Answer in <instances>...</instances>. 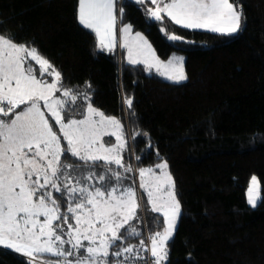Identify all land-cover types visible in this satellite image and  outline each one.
Masks as SVG:
<instances>
[{"label": "trees", "instance_id": "16d2710c", "mask_svg": "<svg viewBox=\"0 0 264 264\" xmlns=\"http://www.w3.org/2000/svg\"><path fill=\"white\" fill-rule=\"evenodd\" d=\"M230 2L242 13L241 31L232 36L184 28L167 16L151 21L148 0H118L121 23L143 33L159 58L184 55L187 79L175 83L100 49L78 22V0H0V34L36 47L61 73L62 90L81 94L65 118L80 114L88 94L123 125L126 161L138 168L167 161L181 215L164 264H264V0ZM61 159L84 164L70 154ZM253 174L261 197L255 207L246 198ZM155 216L143 202L133 221L140 235L118 244L139 242L144 221L151 235L161 231ZM0 264H28V257L0 248Z\"/></svg>", "mask_w": 264, "mask_h": 264}, {"label": "snow or ice", "instance_id": "6c2138e0", "mask_svg": "<svg viewBox=\"0 0 264 264\" xmlns=\"http://www.w3.org/2000/svg\"><path fill=\"white\" fill-rule=\"evenodd\" d=\"M117 2L78 0V22L95 33L102 50L111 51L117 43ZM134 2L143 4L145 0ZM148 2L155 6L147 9L151 21L167 16L184 28L227 36L242 28V13L230 0ZM118 11L122 18L123 8ZM161 30L172 41L182 40ZM120 32V47L127 49L129 63L155 68L174 82L187 79L183 57L163 63L140 32L130 35L131 25ZM29 61L39 65V78ZM45 76L52 77L51 82ZM61 81V73L36 47L0 34V248L27 256L28 264H51L41 260L45 254L63 258L55 264H112L110 256L121 258L116 264H147L142 252L150 253L154 264H164L181 215L167 161L155 166L160 175L151 167L139 169V187L146 192L151 211L163 217L162 221L159 216L151 219L162 223V230L154 231L147 244L144 240L138 245L118 244L140 235L133 226L140 208L137 192L132 186L120 187L121 173L109 167L115 164L124 172L132 170L121 155L126 147L123 125L90 102L83 118L66 119L67 107L75 105L81 94L62 90ZM61 91L63 98L56 95ZM84 99L90 97L84 95ZM126 103L131 108L132 100ZM50 119L59 126V134ZM105 136H114L116 142L106 144ZM69 154L83 161L84 167L64 163L61 158L67 159ZM259 186L252 176L247 198L253 207L261 199ZM62 203H66L63 213ZM66 244L70 247L65 248Z\"/></svg>", "mask_w": 264, "mask_h": 264}, {"label": "rangeland", "instance_id": "374dc122", "mask_svg": "<svg viewBox=\"0 0 264 264\" xmlns=\"http://www.w3.org/2000/svg\"><path fill=\"white\" fill-rule=\"evenodd\" d=\"M134 1V0H133ZM124 24H126V25H130L129 23H127V22H124V23H121V21H120V14L118 13V8H117V46H115V48H114V50H112V51H114V52H116L117 53V55H118V57L120 56H122V53H123V59H124V61H126L125 60V57H127L128 56V53H127V49L125 48V50H123L122 51V47H120V44H121V32H120V29L122 28V26L124 25ZM131 30H133L132 29V27H131ZM134 32L135 33H137V32H140V31H135L134 30ZM141 33V32H140ZM142 35H143V33H141ZM144 36V35H143ZM145 37V36H144ZM145 39H147L146 37H145ZM147 41H148V43L149 44H151V42L147 39ZM151 46H152V44H151ZM152 49H153V46H152ZM154 50V49H153ZM155 52V51H154ZM157 56V55H156ZM172 57L170 58V59H172L173 57H183L184 58V55H182L181 53H174V54H172L171 55ZM158 57V56H157ZM159 58V57H158ZM163 63H167L170 59H168L167 61H163L164 59H161V58H159ZM185 59V58H184ZM29 63H31L32 64V66L34 67V69H36V74H37V76H38V78H39V65L38 64H36L35 63V61H29ZM147 69V68H146ZM163 78H165L164 76H162ZM45 79L46 80H48L49 82H51V80H52V77H49V76H45ZM165 79H167V78H165ZM184 81V80H183ZM179 82H181V81H179ZM58 97H61V98H63L62 97V91L61 92H58L57 94H56ZM85 95H87L88 97H90V95H88V94H85ZM79 102V101H78ZM77 102V103H78ZM90 102V100H87V102L84 104V106H79L78 107V111L80 112V114L78 115V116H75V115H73L72 117H70V118H74V119H81V118H83L82 117V113H84V112H86V108H87V104ZM94 107V106H93ZM97 109V108H96ZM46 115H50V114H48L47 112L45 113ZM106 116H108V115H106ZM110 117H115V116H110ZM116 119H118L117 117H115ZM6 120L7 119H10V118H5ZM67 119V118H66ZM119 120V119H118ZM120 121V120H119ZM58 126V125H57ZM58 129H59V126H58ZM54 130V129H53ZM55 131V130H54ZM58 133V132H57ZM59 134V133H58ZM129 138H130V136H129ZM125 139V138H124ZM103 140H104V142L106 143V144H114L116 141H115V137L114 136H105V137H103ZM63 142V140L61 141V143ZM121 155L123 156V159H124V164L126 165V166H128V165H130L131 166V168H132V170L130 171V172H124V170H123V168H120L119 166H117V165H115V164H112V165H109V167L112 169V170H114V171H118V172H120L121 173V176H122V179H121V182H120V187H129V186H132V187H134L135 188V190H136V192H137V200H138V203L140 204V209L141 210H143V202L147 205V207L151 210V204L148 202V197H147V194H146V192L144 191V189H142V188H140L139 187V185H140V182H141V178H140V176H139V169L140 168H149V167H151V168H153L154 169V171L156 172V174L157 175H160V172H161V170H159V169H156V165L157 164H160V163H163L165 160H161V161H159V162H157L156 164H154V165H149V166H141V167H136L135 165H131L130 164V162L127 160L126 161V159H125V149H124V151L121 153ZM82 167H84V164L83 165H81ZM97 171H99V170H97ZM167 171L169 172V169H167ZM170 173V172H169ZM88 174V170H87V168H85V171H84V175H87ZM252 176H256L255 174H253V175H251V177ZM251 177H250V179H249V182H248V185H247V188H246V198L248 197V192H247V190H248V188H249V186H250V182H251ZM257 177V176H256ZM258 179V178H257ZM112 184L113 185H115L116 184V181H115V178H113V180H112ZM97 186H99V185H97ZM259 195H260V189H259ZM260 200V199H259ZM258 200V201H259ZM247 201H248V198H247ZM258 201H257V203H258ZM150 205H149V204ZM251 205V204H250ZM70 222H72V223H74V221H70ZM68 247H70L69 245H65V248H68ZM4 249H6V250H9V251H12V252H14L13 250H10V249H7V248H4ZM16 253V252H15ZM20 254V253H19ZM27 257V256H26ZM57 259H56V261L57 260H59V259H63V258H58V257H56ZM69 259H72V257H69ZM55 261V262H56ZM55 262H54V264H55ZM165 263V262H164Z\"/></svg>", "mask_w": 264, "mask_h": 264}, {"label": "built area", "instance_id": "2783aa9c", "mask_svg": "<svg viewBox=\"0 0 264 264\" xmlns=\"http://www.w3.org/2000/svg\"><path fill=\"white\" fill-rule=\"evenodd\" d=\"M119 10V9H118ZM119 13V11H118ZM151 236L150 231L148 226L146 225V222L144 221V227H143V231H142V237L140 240H144L145 243H149V237ZM139 242L131 244V245H138ZM115 251V250H114ZM141 255H143L145 257V259L147 260V264H154V260L153 258L150 256V253L148 252H142ZM121 259L118 257H112L111 256V262L112 264H116V260ZM136 264H144V261H137Z\"/></svg>", "mask_w": 264, "mask_h": 264}, {"label": "crops", "instance_id": "0c3cea01", "mask_svg": "<svg viewBox=\"0 0 264 264\" xmlns=\"http://www.w3.org/2000/svg\"><path fill=\"white\" fill-rule=\"evenodd\" d=\"M148 5H149V8H154L155 6L154 5H152L151 3H148ZM126 24H124L123 26H122V28L125 26ZM116 27H117V24H116ZM199 30H202V29H199ZM216 33V32H215ZM135 32H134V30H131V33H130V35L132 36V37H135ZM144 35V34H143ZM98 39V38H97ZM123 41H122V33H121V43H122ZM116 46H117V43H116ZM115 48V47H114ZM114 48L112 49V50H114ZM104 50H106V51H109V50H107V49H104ZM111 50V51H112ZM123 50H125V48H123L122 47V51ZM156 54V53H155ZM157 57V56H156ZM172 56H169L168 58H166V59H164L163 61L165 62V61H167L168 59H170ZM122 59H123V53H122ZM124 60V59H123ZM125 62H127V63H129L128 62V56L127 57H125ZM131 64V63H130ZM141 64H143V63H141ZM144 65V64H143ZM145 66V68H147L146 67V65H144ZM148 70V69H147ZM152 71H155L156 72V70H155V68H153V69H151ZM159 74V73H158ZM160 75V74H159ZM161 76V75H160ZM162 77V76H161ZM163 78V77H162ZM164 80H166V81H169V82H174V81H172V80H169V79H165V78H163ZM182 82V81H181ZM175 83H179V82H175ZM149 204V203H148ZM150 205V204H149ZM151 206V205H150Z\"/></svg>", "mask_w": 264, "mask_h": 264}]
</instances>
